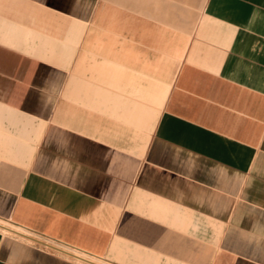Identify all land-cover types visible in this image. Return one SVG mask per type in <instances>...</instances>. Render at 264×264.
<instances>
[{"label": "crops", "instance_id": "0c3cea01", "mask_svg": "<svg viewBox=\"0 0 264 264\" xmlns=\"http://www.w3.org/2000/svg\"><path fill=\"white\" fill-rule=\"evenodd\" d=\"M264 264V0H0V264Z\"/></svg>", "mask_w": 264, "mask_h": 264}, {"label": "bare ground", "instance_id": "6f19581e", "mask_svg": "<svg viewBox=\"0 0 264 264\" xmlns=\"http://www.w3.org/2000/svg\"><path fill=\"white\" fill-rule=\"evenodd\" d=\"M95 264V263H94Z\"/></svg>", "mask_w": 264, "mask_h": 264}]
</instances>
